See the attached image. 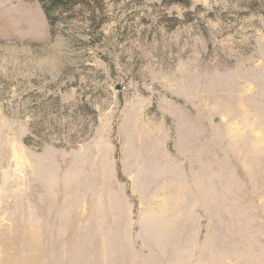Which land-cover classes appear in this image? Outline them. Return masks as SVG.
I'll return each instance as SVG.
<instances>
[{
    "label": "rangeland",
    "instance_id": "1",
    "mask_svg": "<svg viewBox=\"0 0 264 264\" xmlns=\"http://www.w3.org/2000/svg\"><path fill=\"white\" fill-rule=\"evenodd\" d=\"M102 5L0 0V264H264V0Z\"/></svg>",
    "mask_w": 264,
    "mask_h": 264
},
{
    "label": "trees",
    "instance_id": "2",
    "mask_svg": "<svg viewBox=\"0 0 264 264\" xmlns=\"http://www.w3.org/2000/svg\"><path fill=\"white\" fill-rule=\"evenodd\" d=\"M42 4L44 13L48 19L51 34L54 35L56 28L61 20L63 12H69L75 9L78 4L86 5L93 13H96V9H103V0H38ZM96 16L93 17V21H96ZM99 26V24H98Z\"/></svg>",
    "mask_w": 264,
    "mask_h": 264
}]
</instances>
